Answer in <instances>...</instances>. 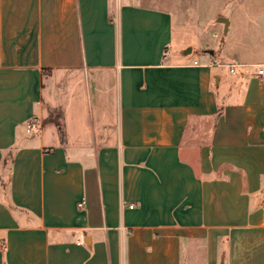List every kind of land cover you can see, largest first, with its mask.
<instances>
[{"label":"crops","instance_id":"obj_1","mask_svg":"<svg viewBox=\"0 0 264 264\" xmlns=\"http://www.w3.org/2000/svg\"><path fill=\"white\" fill-rule=\"evenodd\" d=\"M211 1L0 0V264H264V10Z\"/></svg>","mask_w":264,"mask_h":264},{"label":"rangeland","instance_id":"obj_2","mask_svg":"<svg viewBox=\"0 0 264 264\" xmlns=\"http://www.w3.org/2000/svg\"><path fill=\"white\" fill-rule=\"evenodd\" d=\"M232 1H234V0H232ZM252 1L251 0H241L240 5H238V1L237 0H235L234 2L236 3V6H238L239 8H251L253 10H264V6H262V7H260L258 9V7H255L256 4H252L251 3ZM210 6L212 7V9L210 11L218 8V6H219V9L221 7V12L220 13L223 16H229L230 15L232 17V15L230 14V8H231V6H229V1H227V0H225V1L224 0L223 1H221V0H213V1L210 2L209 7ZM202 20H203L202 21V24H204V19H202ZM214 24H215V21H213V24L212 25L214 26ZM222 29H223V27H222ZM219 30H220V33H222L221 32V29H219ZM201 31L203 33L200 34V36L189 39V41L191 42V44H193V45L196 44L199 47H204V39L205 38L209 39V41L212 42V43L217 42L218 36L216 38L215 35H211L210 34V29L204 28V25H201ZM180 44H182V42L179 39H176V40H174V42L172 44V48L178 49V47L180 46ZM184 45H186V44H184ZM185 47H188V45H186ZM195 53H197V52L195 50H193L192 51V55H194ZM198 54L201 55V54H204V53L200 52Z\"/></svg>","mask_w":264,"mask_h":264},{"label":"built area","instance_id":"obj_3","mask_svg":"<svg viewBox=\"0 0 264 264\" xmlns=\"http://www.w3.org/2000/svg\"><path fill=\"white\" fill-rule=\"evenodd\" d=\"M195 65L198 64L196 61L193 62ZM212 65H218V66H226L230 72H234L236 67H241L243 66V64H240V63H236V64H221V63H218L216 61H212L211 62ZM257 75L261 77L262 81L264 82V66L263 65H260L257 69ZM29 131V128L27 129V132ZM84 201H80L77 206L78 207H81L83 205ZM130 207L133 206V204H129ZM3 248H5V246H3Z\"/></svg>","mask_w":264,"mask_h":264},{"label":"water","instance_id":"obj_4","mask_svg":"<svg viewBox=\"0 0 264 264\" xmlns=\"http://www.w3.org/2000/svg\"><path fill=\"white\" fill-rule=\"evenodd\" d=\"M217 21L223 23V25H224V29L226 30L227 25H228V20H227V18H225V17H218ZM209 53H212V51L209 50Z\"/></svg>","mask_w":264,"mask_h":264}]
</instances>
